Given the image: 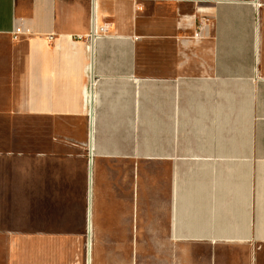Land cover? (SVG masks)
Segmentation results:
<instances>
[{
	"label": "crops",
	"instance_id": "crops-1",
	"mask_svg": "<svg viewBox=\"0 0 264 264\" xmlns=\"http://www.w3.org/2000/svg\"><path fill=\"white\" fill-rule=\"evenodd\" d=\"M263 121L264 0H0V264H264Z\"/></svg>",
	"mask_w": 264,
	"mask_h": 264
},
{
	"label": "rangeland",
	"instance_id": "rangeland-1",
	"mask_svg": "<svg viewBox=\"0 0 264 264\" xmlns=\"http://www.w3.org/2000/svg\"><path fill=\"white\" fill-rule=\"evenodd\" d=\"M260 124V123H258ZM263 125H264V121H263ZM247 135L249 136H263L264 137V126L263 128H249L247 130Z\"/></svg>",
	"mask_w": 264,
	"mask_h": 264
},
{
	"label": "built area",
	"instance_id": "built-area-1",
	"mask_svg": "<svg viewBox=\"0 0 264 264\" xmlns=\"http://www.w3.org/2000/svg\"><path fill=\"white\" fill-rule=\"evenodd\" d=\"M17 30H20V29H16V31ZM107 31V27L106 26H103V27H100V28H98V27H92V31H91V34H90V37L92 38V37H98V33L99 32H101V33H104V32H106ZM202 33V29L200 30V32H199V34H201Z\"/></svg>",
	"mask_w": 264,
	"mask_h": 264
}]
</instances>
